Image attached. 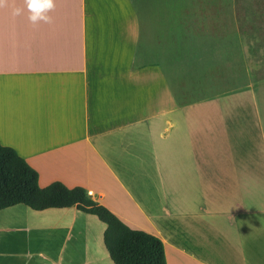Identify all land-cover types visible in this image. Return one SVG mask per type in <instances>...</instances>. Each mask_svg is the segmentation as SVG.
Here are the masks:
<instances>
[{"label":"crops","instance_id":"0c3cea01","mask_svg":"<svg viewBox=\"0 0 264 264\" xmlns=\"http://www.w3.org/2000/svg\"><path fill=\"white\" fill-rule=\"evenodd\" d=\"M242 1L55 0L53 23L33 25L9 0L0 142L42 187L82 186L159 237L168 264H264V50L244 69L186 53L199 36L264 32ZM92 217L0 210V264H111Z\"/></svg>","mask_w":264,"mask_h":264},{"label":"trees","instance_id":"16d2710c","mask_svg":"<svg viewBox=\"0 0 264 264\" xmlns=\"http://www.w3.org/2000/svg\"><path fill=\"white\" fill-rule=\"evenodd\" d=\"M24 204L33 210L76 207L106 224L104 244L114 264H168L162 240L134 229L105 205L93 200L82 186L60 181L45 187L39 173L10 146L0 142V210Z\"/></svg>","mask_w":264,"mask_h":264},{"label":"rangeland","instance_id":"374dc122","mask_svg":"<svg viewBox=\"0 0 264 264\" xmlns=\"http://www.w3.org/2000/svg\"><path fill=\"white\" fill-rule=\"evenodd\" d=\"M239 5L243 11L248 12L257 19L255 23L264 21V0H243L239 2ZM199 38L198 45H195V52L191 49L192 45H188L190 50H186V53L190 55V59L194 56L196 60L202 63L209 61L222 62L226 58L232 60L235 64L242 65L243 68V66H246L244 60L248 57V53L260 54L261 48L264 50V32H261L260 29L256 34H239L233 30L230 34L220 35L217 39L205 36H199ZM244 45L249 47L246 48ZM92 218L97 224H100L99 226H106L98 217ZM111 264H114L113 261H111Z\"/></svg>","mask_w":264,"mask_h":264},{"label":"clouds","instance_id":"9594fccd","mask_svg":"<svg viewBox=\"0 0 264 264\" xmlns=\"http://www.w3.org/2000/svg\"><path fill=\"white\" fill-rule=\"evenodd\" d=\"M9 6V0H0V8ZM55 0H23L22 6H16L13 2L11 6V15L13 17L21 16L27 11V19L33 24L39 23L51 24L54 21L50 13L55 9Z\"/></svg>","mask_w":264,"mask_h":264}]
</instances>
